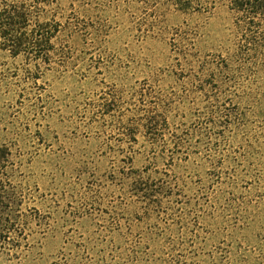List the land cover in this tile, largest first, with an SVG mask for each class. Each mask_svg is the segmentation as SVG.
Returning <instances> with one entry per match:
<instances>
[{
  "label": "trees",
  "instance_id": "1",
  "mask_svg": "<svg viewBox=\"0 0 264 264\" xmlns=\"http://www.w3.org/2000/svg\"><path fill=\"white\" fill-rule=\"evenodd\" d=\"M111 7L129 15L140 41L169 46L163 67L144 64L146 72L131 60L124 70L107 53L99 14ZM219 10L230 23L212 35L208 21ZM71 66L85 81L99 82L100 75L127 81L126 90L102 91L85 104L80 125L117 138L116 149L105 152L116 220L139 223L158 240L178 234L186 243L208 216L230 245L231 264H264V0H73L67 8L59 0H0V99L28 104L29 114L44 120L49 115L33 91L46 74ZM138 74L141 81H132ZM136 159L146 164L134 168ZM14 168L11 149L0 144L5 243L23 216ZM254 229L255 241H247ZM232 245H251L250 255L238 256Z\"/></svg>",
  "mask_w": 264,
  "mask_h": 264
},
{
  "label": "rangeland",
  "instance_id": "2",
  "mask_svg": "<svg viewBox=\"0 0 264 264\" xmlns=\"http://www.w3.org/2000/svg\"><path fill=\"white\" fill-rule=\"evenodd\" d=\"M72 1L59 3L67 8ZM115 11L111 7L99 14L107 26V33L101 35L108 41L107 53L118 58L124 70L131 60L142 63L146 72L144 64L163 67L169 46L149 38L140 41L134 21L123 8ZM208 22L212 35H222L230 20L219 10ZM72 69L39 80L33 92L40 97L39 107L49 115L44 120L29 114L28 104L14 105L7 96L0 99V144L11 149L13 183L24 195L23 216L16 221L19 227L12 240L0 239V264H231L230 245H224L220 227L208 216L189 227L193 231L184 239L186 243L180 242L178 234L158 240L139 223L128 227L127 219L116 220L112 162L105 152L116 149L117 138L110 128L111 132L101 135L82 130L80 125L88 116L83 114L85 104L102 91L126 90L127 81L124 75L120 79L100 75L95 78L99 82L85 81ZM142 77L138 74L132 81ZM101 79H105L103 85ZM144 164L136 159L133 167ZM254 230L245 234L247 241L258 235ZM170 239L174 241L167 245ZM250 246L232 245V252L247 258Z\"/></svg>",
  "mask_w": 264,
  "mask_h": 264
}]
</instances>
